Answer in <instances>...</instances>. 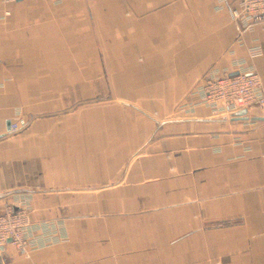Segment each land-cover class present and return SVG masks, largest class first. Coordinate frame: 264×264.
<instances>
[{
    "label": "crops",
    "instance_id": "crops-1",
    "mask_svg": "<svg viewBox=\"0 0 264 264\" xmlns=\"http://www.w3.org/2000/svg\"><path fill=\"white\" fill-rule=\"evenodd\" d=\"M231 3L0 7V206L30 198L56 241L0 264H264V111L177 110L235 60L264 89V28Z\"/></svg>",
    "mask_w": 264,
    "mask_h": 264
},
{
    "label": "built area",
    "instance_id": "built-area-1",
    "mask_svg": "<svg viewBox=\"0 0 264 264\" xmlns=\"http://www.w3.org/2000/svg\"><path fill=\"white\" fill-rule=\"evenodd\" d=\"M17 0H0V7ZM231 15L234 22L243 28H264V0H231ZM11 14L4 10L0 20ZM261 54V49L249 50L250 57ZM208 107L214 116L233 115L246 110L249 114L264 111L263 83L253 67L245 60H235L231 67L214 68L201 78L197 86L180 102L179 113L193 114L197 106ZM21 128L20 118L11 123V131ZM264 194V188L262 189ZM42 233L41 237L37 233ZM53 237L31 219L30 198L18 199L16 204L0 206V247L11 244L19 254L28 255L36 248L55 244Z\"/></svg>",
    "mask_w": 264,
    "mask_h": 264
},
{
    "label": "water",
    "instance_id": "water-1",
    "mask_svg": "<svg viewBox=\"0 0 264 264\" xmlns=\"http://www.w3.org/2000/svg\"><path fill=\"white\" fill-rule=\"evenodd\" d=\"M239 115H247V111L246 110H243V111H240ZM247 117V116H246ZM250 118V117H249ZM252 118V117H251ZM252 119H257V117H253Z\"/></svg>",
    "mask_w": 264,
    "mask_h": 264
}]
</instances>
